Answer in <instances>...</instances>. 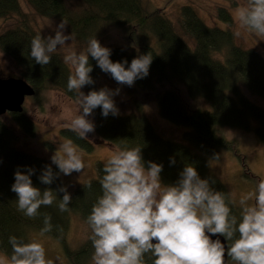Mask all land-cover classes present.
Returning <instances> with one entry per match:
<instances>
[{
  "label": "trees",
  "instance_id": "16d2710c",
  "mask_svg": "<svg viewBox=\"0 0 264 264\" xmlns=\"http://www.w3.org/2000/svg\"><path fill=\"white\" fill-rule=\"evenodd\" d=\"M80 10L73 12L65 0H0V19H13L10 27L0 30V50L7 54L19 68L20 77L36 91L34 96L46 90H58L69 98H76L67 89L68 76L72 68L64 63V54L56 51L48 65L42 66L31 57V40L37 34L47 38L33 26L32 16L24 11L23 3L33 14L67 22V31L73 34L78 44H88V40L101 30L103 25L124 28L131 45L110 46L113 62L131 61L139 55H153L149 75L134 84L145 95L152 96L159 103V113L169 123L185 127L183 139L176 141L162 137L149 121L138 103L139 112H120L118 116L104 117L102 110L93 112L95 132L100 140L117 150L142 148V156L147 167L151 161L163 165L162 183L174 184L186 165L194 166L202 179H207L216 191L227 193L223 182L211 172L206 157H217L221 149L238 153L235 143L219 133L221 127H235L245 131L252 129L264 144V108L254 104L244 95L243 88L264 99V57L255 49H244L236 44L232 31L233 20L226 10L219 13V19L226 28L211 27L198 16L189 5L180 9V30L159 11L147 12L143 0H80ZM151 34V36L149 35ZM183 33V34H182ZM225 54L220 58L216 54ZM93 67L91 73L94 85L85 86L87 94L99 90V79L111 75L103 72L97 62L89 57ZM192 98L203 97L210 104V110L190 109L183 94ZM25 107V106H24ZM12 114V113H10ZM21 128L28 134H36L35 124L24 111L12 114ZM254 125V127H253ZM66 138L86 150L93 149V143L79 138L70 128L63 129ZM12 129L0 119V250L7 256L12 253L10 236L23 238L29 242V235L43 227V215L29 219L17 210V196L11 191L15 183L14 175L19 169H35L31 179L41 191L51 188L57 192V200L52 206L41 207V214L52 217L53 230L50 235L65 247L72 264H87L94 252L89 238L79 249H69L66 233L71 215H79L85 222L93 204L102 195L100 179L106 162H98L97 177L78 187L71 193L69 211L60 212L59 199L65 187L61 174L51 185L42 184L39 176L45 166H55L35 155L17 149ZM175 159V164L171 163ZM91 184V187L88 185ZM232 211L239 216L234 204ZM62 228L59 232L57 228ZM154 258L145 257L146 264Z\"/></svg>",
  "mask_w": 264,
  "mask_h": 264
},
{
  "label": "clouds",
  "instance_id": "9594fccd",
  "mask_svg": "<svg viewBox=\"0 0 264 264\" xmlns=\"http://www.w3.org/2000/svg\"><path fill=\"white\" fill-rule=\"evenodd\" d=\"M233 19L239 28L236 35L243 32L264 41V0H247L238 5ZM66 27L63 20L54 37L34 36L30 54L36 63L45 66L58 46L68 47L64 63L74 71L68 76L67 89L75 93L78 105V114L68 127L79 138L87 139L89 133L95 132V123L88 119L95 109L100 108L104 117L119 115L113 97L121 91L107 87L87 94L82 91L85 86L95 84L89 57L118 84L132 87L149 75L153 55L151 52L139 55L130 66L127 60L113 62L112 50L102 46L96 36L88 40L86 51L78 53L72 50V44L66 45L74 40L73 34L65 35ZM171 163L175 164L174 158ZM51 164L59 172H54L51 165L45 166L39 176L42 184L51 185L60 174L83 173L85 168L71 140L59 144L51 156ZM162 171L163 165L151 161L145 166L141 147L116 150L108 157L99 181L102 195L86 220L92 233V264H146V254L154 258L152 264H264V178L259 180L255 191L241 195V211L237 216L231 207L235 204V193L214 190L194 166L186 165L178 181L168 185L162 183ZM34 174L32 168L26 174L18 169L11 191L17 196V210L24 216L35 219L43 215L40 230L43 236L53 230L52 217L39 210L52 206L57 192L35 187L31 179ZM58 191L63 193L58 208L67 212L72 196L67 187ZM253 200L254 203H249ZM57 230L63 232L62 228ZM217 235L225 238L227 248L220 239L211 238ZM9 243L12 253L0 255V264H53L46 259L41 242L10 236Z\"/></svg>",
  "mask_w": 264,
  "mask_h": 264
},
{
  "label": "rangeland",
  "instance_id": "374dc122",
  "mask_svg": "<svg viewBox=\"0 0 264 264\" xmlns=\"http://www.w3.org/2000/svg\"><path fill=\"white\" fill-rule=\"evenodd\" d=\"M65 1L74 13L80 10V0ZM246 2L247 0H143L147 12L157 10L163 13L172 21L178 31L180 30V9L185 5L191 6L208 26H218L223 29L226 28V25L218 17L220 11L226 10L233 20L232 31L235 35L236 44L244 49H255L264 57V41L243 32L236 35L239 28L233 19V11L238 5ZM23 9L32 16L33 26L38 31L46 37L49 35L55 36V30L61 23L60 20L35 15L24 3ZM13 24V19L4 21L0 19V30L3 26L10 27ZM65 35H70L67 29H65ZM149 35L151 36L150 33ZM95 36L104 47H128L131 45L126 30L115 25H103ZM66 45L71 46L72 50L78 53L86 51L88 46V44L79 45L75 40L73 42L71 40L67 41ZM57 51L62 52L65 56L69 49L68 47L59 49L58 46ZM222 54L218 53L216 55L220 58V56H225L224 53ZM0 76L4 78L20 77V71L16 63L1 50ZM98 81L99 89L104 87L112 90L121 89L120 94L113 97L120 112H139V103L142 107L141 112L145 113L162 137L176 141L182 138V141H184L183 133L187 128L175 126L162 118L159 113V103L152 96L142 94L135 86L120 85L115 80H110L104 76ZM243 90L244 95L250 101L264 108V99L251 93L247 88H243ZM183 98L190 109H211L210 104L203 97L192 98L184 93ZM24 106L25 115L35 124L36 134L34 136L29 135L26 129L21 128L12 114H4L0 116V119L12 129L15 135L13 144L17 149L51 163V156L57 151L59 144L70 140L64 136L63 129L69 128L68 125L71 120L78 114L76 98H69L58 90H46L40 92L37 96L26 98ZM88 119L95 123L93 115L89 116ZM219 133L235 143L238 153L229 149H221L218 159L216 157H206V161L211 172L223 182L228 192L235 193V205L241 211L239 204L241 195L255 191L259 180L264 178V144L257 138L253 129L245 131L235 127H221ZM87 138L93 143V149L90 151L72 141L82 156L85 165L83 173L74 172L70 176L61 174L62 183L71 193L75 192L78 187L95 179L97 177V163L99 161L106 162L112 152L117 150L105 142L103 143L96 132L89 133ZM249 203H254V200L249 201ZM91 235L89 225L79 215L72 214L66 233V243L69 249L74 251L79 249ZM29 240L41 242L45 247L46 259H51L53 264H72L62 242L56 238L47 234L41 236L39 232L33 231L29 235ZM0 255L6 254L0 250ZM145 257L149 258L150 254H146ZM87 264H92V255Z\"/></svg>",
  "mask_w": 264,
  "mask_h": 264
},
{
  "label": "water",
  "instance_id": "95a60500",
  "mask_svg": "<svg viewBox=\"0 0 264 264\" xmlns=\"http://www.w3.org/2000/svg\"><path fill=\"white\" fill-rule=\"evenodd\" d=\"M35 89L23 78L0 76V116L6 113L20 114L24 111L26 98L33 97ZM213 240L220 239L227 248V241L221 236H212ZM156 243V241H153ZM226 255V261H227Z\"/></svg>",
  "mask_w": 264,
  "mask_h": 264
}]
</instances>
